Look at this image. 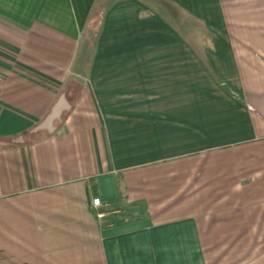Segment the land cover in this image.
<instances>
[{
	"label": "crops",
	"instance_id": "obj_1",
	"mask_svg": "<svg viewBox=\"0 0 264 264\" xmlns=\"http://www.w3.org/2000/svg\"><path fill=\"white\" fill-rule=\"evenodd\" d=\"M0 264H264V0H0Z\"/></svg>",
	"mask_w": 264,
	"mask_h": 264
},
{
	"label": "rangeland",
	"instance_id": "obj_2",
	"mask_svg": "<svg viewBox=\"0 0 264 264\" xmlns=\"http://www.w3.org/2000/svg\"><path fill=\"white\" fill-rule=\"evenodd\" d=\"M171 18L173 19L174 24L176 23V26L184 32L191 31L194 29L197 31L203 29L199 23L189 20L183 15H181L179 19H174L173 17ZM95 38H96V29L95 30L90 29L89 36L85 38L84 42L82 43L81 51L84 55L83 54L80 55L79 60L80 61L82 60V62L85 63L86 67L88 65L87 63L89 62L91 58L92 48L95 44Z\"/></svg>",
	"mask_w": 264,
	"mask_h": 264
},
{
	"label": "built area",
	"instance_id": "obj_3",
	"mask_svg": "<svg viewBox=\"0 0 264 264\" xmlns=\"http://www.w3.org/2000/svg\"><path fill=\"white\" fill-rule=\"evenodd\" d=\"M92 206H93L94 208H96V209L99 210V209H104V208H106V207H107V204H106L101 198L96 197V198H94V199L92 200ZM104 215H105V213H104L103 210H99V211L97 212V216H98L99 218L104 217Z\"/></svg>",
	"mask_w": 264,
	"mask_h": 264
}]
</instances>
